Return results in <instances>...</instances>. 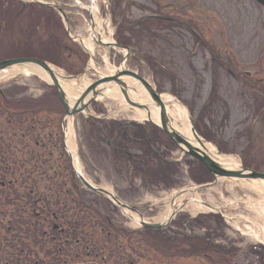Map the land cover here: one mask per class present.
I'll return each instance as SVG.
<instances>
[{
  "label": "rangeland",
  "instance_id": "1",
  "mask_svg": "<svg viewBox=\"0 0 264 264\" xmlns=\"http://www.w3.org/2000/svg\"><path fill=\"white\" fill-rule=\"evenodd\" d=\"M15 1L20 3L27 0ZM0 2L1 22L5 18L9 19L6 25L0 23V62L11 58H44L45 53L54 46V42L48 40L53 34L66 45L64 31L57 17L53 19L52 27L47 28L43 21L40 27L24 12L18 14L17 9L14 10L10 4L7 9H2V3L6 1ZM105 2L98 0L99 5ZM113 3L118 4L119 8ZM113 3H110L109 8L110 20L117 22L122 17L119 25V29L124 26L121 35L142 62L130 64L128 61L125 68L139 73L158 92L174 96L187 105L194 119L206 100H210L213 72L211 57L212 54L216 56V60L222 64L218 75L219 96L212 121L214 125L209 120H203L205 126L210 124L209 129L204 128L213 135V141L207 145L219 155L218 148L224 149V152L229 153L227 156H233L237 165L241 164V154L246 148L244 132L248 124V109L238 96L242 86L232 81L224 66L236 65L241 70H249L257 60L264 62V59H258L264 50V12L245 0H113ZM104 29L106 32L109 29L111 35L116 33L117 28L107 26ZM75 30L78 31V28ZM109 34L104 35L108 37ZM196 35L201 39L199 46ZM68 45L76 49L72 44ZM61 56L65 61L64 70H61L64 76H75L84 69L86 59L82 53L76 57L64 52ZM114 73L115 70L111 69L107 75L112 76ZM100 74L103 75V71ZM85 76L70 82L77 86L82 80L91 84L97 82V77L89 70ZM128 80L138 86L136 81ZM110 89L111 99L103 97L96 108L91 107L90 112L86 113L105 116L111 122H133V108L127 105L123 109L114 94L117 87L111 84ZM43 90H47V93ZM0 92L7 94V97L10 93L11 98L17 100H38L45 93L51 97L55 107L54 112L22 116L7 111L0 96V181L5 185L9 181H18L12 192L0 190V264L258 263L250 255L246 256L252 248V241L247 236L256 226L253 223L261 221L259 213L252 209L256 207L258 192L244 188L245 182L221 181L215 188L197 193L201 200L211 197L223 216L232 218L222 222V225L210 217L211 214L193 216L184 211L160 235L142 230L137 223L139 219L156 223L164 207L171 204V195L194 185L192 177L201 176L204 170L197 166L190 168V160L182 158L179 151L171 156L173 161L180 163L174 177H170L172 168L166 166L163 160L160 164L152 159L145 165L143 161L137 168L145 167V173L158 180V186L153 187L149 182L140 180V172L133 171L128 162L137 151L129 148V155L120 158L111 154L116 145L107 131H103L102 123H92V119L86 121L78 117L71 124L77 158V163L71 165L79 167L89 183L112 192L129 207V214L138 217L132 221L125 211L115 210L111 204L90 193H80L78 197L70 193L71 172L60 143L63 110L53 100L46 82L19 75L0 83ZM69 123V118H65L66 141ZM23 136L30 140L29 145L25 146L19 140ZM188 137L191 138L190 135ZM162 140L158 138L156 144L151 145L159 158L165 156L166 139ZM35 142L48 143L46 146L49 148L36 149ZM247 161L248 157H244L243 164L248 167ZM162 176L168 179L166 184ZM258 183L252 182L246 186L256 189ZM5 192H11L7 198L9 201L12 200L11 195L16 193L13 202L4 203ZM28 193L31 198L27 197ZM147 198L155 201H148ZM63 206L68 207L66 211ZM45 209L50 214L44 213L47 212ZM35 214L39 216L35 217ZM52 215H56L59 220L55 221ZM248 221L252 224H247ZM76 223L78 227L72 226L67 230L69 236H66L67 227ZM52 224L57 230L61 228V235L51 230ZM185 225L189 227L188 233L184 229ZM246 228H250L249 232L245 231ZM53 237L56 238L55 242ZM186 237L190 238V242L184 243ZM65 240L69 241L68 245L64 244ZM76 240L82 241L80 246ZM86 246L89 247L88 252ZM235 248H239L238 257L233 255ZM260 264H264V258Z\"/></svg>",
  "mask_w": 264,
  "mask_h": 264
},
{
  "label": "water",
  "instance_id": "2",
  "mask_svg": "<svg viewBox=\"0 0 264 264\" xmlns=\"http://www.w3.org/2000/svg\"><path fill=\"white\" fill-rule=\"evenodd\" d=\"M91 21V29L88 33V41L89 43L94 46V50H103V48L113 49L115 52L124 51L125 57L119 65L118 70L109 77L107 75L99 74L97 71H93L95 76L97 77V82L93 83L92 86L89 88L88 92L86 93L87 98H82L79 102L75 105H70L69 100L66 98L63 90L62 85L59 80H57L56 75H62L58 70H55L52 66L48 65L47 63L35 60V59H19V60H7L0 62V72L6 71L13 67H20L23 65H32L36 66L41 69L48 77L51 86L54 88L58 101L62 105L65 110L66 116L73 121L74 116L84 115L87 116L86 109L89 107L91 103H98L97 98L99 95H102V91L98 89H103L106 85L114 84L120 91L121 95L124 98V101L128 106L131 108H136L139 110H144L149 113V110L152 109L157 111L159 116V125L155 124L157 128H159L174 144L177 146L183 154L189 156L194 161L203 165L206 170L214 177L215 181L211 185H202L194 187L195 191L199 190H206L208 188L214 187L218 181H243L245 183H252V182H263L264 183V174L256 173L252 170L245 169L240 165L234 166H227L223 163L219 162L215 158L211 156L208 150L205 149V146L200 139L199 135L197 134L193 119L191 118L190 114L188 113L187 109L178 102L173 97H166L162 94L155 92V90L140 76L136 73L128 71L125 69V62L128 59L129 50L119 46L115 43L108 44L103 42L100 37L96 34V25ZM81 46L85 49L88 56L92 61V65L95 66V53L93 51L86 48V46L81 43ZM94 51V52H95ZM89 69V67H87ZM87 69L84 70L83 74L80 76L82 79L85 78V74ZM56 74V75H55ZM35 77V76H33ZM80 77H72V76H63L61 77L62 80L66 82H70L72 80H78ZM123 79H132L138 83V85L143 89L146 97L150 100L151 104L149 105H139L135 102H132L129 94L127 84L124 82ZM100 92V93H99ZM174 105L179 108H184L186 111V119L190 124V137L183 136L179 133L173 123L174 121L171 118L170 111L174 108ZM150 123L153 124L149 120ZM74 174L78 177L80 183L89 191L95 193L96 195L103 197L109 200L115 207L119 208L120 210L125 211L126 215L133 220L131 214H129L128 210L129 207L121 203L114 195L106 192L103 189L93 187L90 185L78 172V170L74 169ZM184 190L179 191L171 200V215L170 217L163 221L160 224L148 223L145 222L143 219H139L138 226L142 229H151V230H161L166 228L171 222L174 220L175 216L181 212L182 208L177 209L175 207V200L179 197V195L183 194ZM215 214L221 215L219 211L212 209ZM136 213V212H135ZM262 238L260 239L259 236H256L257 242L262 245L264 248V228L262 229Z\"/></svg>",
  "mask_w": 264,
  "mask_h": 264
},
{
  "label": "flooded vegetation",
  "instance_id": "3",
  "mask_svg": "<svg viewBox=\"0 0 264 264\" xmlns=\"http://www.w3.org/2000/svg\"><path fill=\"white\" fill-rule=\"evenodd\" d=\"M5 1L7 3L6 2L2 3V7H1L2 9L4 8L7 9L10 4L14 10L17 9V12H22V13L24 12L32 20V22H36L38 26H40V23H42L43 21L47 28L52 27L54 21L53 19L56 18V16L60 22L63 21V18L67 20L69 25L73 28L78 27L80 25L82 26L83 21L88 19V14H87L88 8H92V6L93 7L95 6V8L97 6L98 16L101 17L103 20L106 19V12H107V17L111 22V25L117 26L115 24L114 19H113L114 21L112 19L110 20L111 14L109 8L111 6L110 3H113V0H104L106 1L105 4L101 3L100 5L98 3V0H70V1L63 0L64 2H62L61 0H54L56 2L54 6L55 7L58 6L60 8L59 9L58 7H56V10L58 12V14H55L56 16L51 15L50 9L41 5H32V4L29 5L28 3H24L23 1L18 3L15 0H5ZM245 1L251 4L256 9L264 12V0H245ZM113 5L116 6V8H119L117 7L118 4L116 5L115 3H113ZM0 6H1V2H0ZM188 31L190 30L188 29ZM54 37L56 39H54ZM115 37L117 42L121 45L128 43L122 36H119L117 31ZM52 38L56 40V42L59 41V38H57L55 35ZM196 38H198L197 43H199L201 39L198 36ZM68 44H72L74 47H76V49L72 48ZM197 46L199 45L197 44ZM63 48L68 50L71 54H74V56L76 57L80 53L79 48L75 44H73L69 39L66 40V45H64ZM131 50L134 51L133 52L134 56L131 60H133L132 61L133 63H136L139 58L138 54L134 49ZM262 54L261 57L258 56V59L260 58L264 59V50L262 51ZM220 66H222V64H220ZM224 69L231 76L232 81H234V83L237 84V86L239 85V83L242 86V88L239 89L240 91L238 92V96L243 100V102H245V105L248 109V114L246 116L248 124L244 132L246 138V148L244 150V153L241 154L242 157L241 162L243 163L244 157H248L249 162L247 161L246 163L249 166L246 167L251 170L264 173V62L262 61L260 62L259 60H257L255 64L249 68V70H241L236 65H232L230 67L224 66ZM219 70L220 67L218 69V72ZM0 96L3 97V93L0 92ZM109 126L110 125L104 126L103 131L105 132L106 130L107 131L106 133L108 134L113 133L116 139L115 141L118 144V147L113 149L111 154L117 155L120 158V157H124L125 155H129L130 149H132L134 152L137 151L136 152L137 154L135 156H130V159L128 160V162H130V164L133 163L134 166H139L140 157L144 158L145 160L150 159L151 154L147 152V149L148 148L152 149L151 145H153V143L154 144L156 143L157 141L156 132L145 131L147 134V141L149 143V145H146L143 143V140L141 138L137 137L138 134L140 133L139 131L141 130L140 128H135L131 126H122V128L118 129ZM19 140L22 141L25 146L29 145L30 140L29 139L27 140L26 136L21 137ZM60 143L62 144V139H60ZM46 145H48V143L43 144L42 142L40 143L35 142L34 148L36 149L41 148L42 150H44L46 149V147L49 148V146ZM69 170L71 172L70 167ZM71 182H72V188L70 189V193L71 194L75 193L77 197H78L77 194L81 193L80 195H82L83 192L78 188L72 175H71ZM17 183L18 181L14 180L7 182V185H5L3 182L0 181V190L3 189L6 190L5 186L16 185ZM66 193H68L69 195V191H67ZM53 218L55 221L59 220V218L55 215ZM51 230L53 232H58L60 235L62 233L61 228L58 227L57 230V228L53 224ZM55 239L56 238L53 237V240Z\"/></svg>",
  "mask_w": 264,
  "mask_h": 264
},
{
  "label": "bare ground",
  "instance_id": "4",
  "mask_svg": "<svg viewBox=\"0 0 264 264\" xmlns=\"http://www.w3.org/2000/svg\"><path fill=\"white\" fill-rule=\"evenodd\" d=\"M30 74H33L37 77H39L40 79H42L43 81H46L49 83V79L47 77V75L38 67L36 66H32V65H23L20 67H13L10 68L6 71L0 72V83L11 80L14 77L17 76H24L27 77ZM110 74V73H109ZM56 75V74H55ZM109 76V75H107ZM62 75H56L57 80H59L61 82L62 85V90L66 96V98L69 100L70 105H75L77 102H79L82 98H87L86 93L88 92L89 88L92 86L91 83H88L86 80H82L81 84L77 86V84H75L74 82H66L64 80L61 79ZM111 77V76H109ZM124 82L127 84V88H128V94L130 96V98H134L132 99V102H135L136 104H145V105H149L151 104L150 100H148V98L146 97L143 89L141 87H137L133 84L132 81H129L128 79H123ZM103 90L102 91V95L100 94L99 97L97 98V101L99 102L100 100L102 101L103 97L106 98H110L111 96H109V91L110 86L106 85L103 87V89H98ZM99 92V93H100ZM133 92V93H131ZM115 97L118 99V101L121 103V106L123 107V109H126L127 104L124 101L123 96L121 95L119 89L117 88L115 90ZM133 121H137V122H143L146 120H150L155 124L159 125V116L157 111H154L152 109L149 110V113H147L144 110H138L136 108H134L133 110ZM185 110L181 109V108H173L170 111L171 114V118L174 123V127L175 129L181 133L183 136H189L190 135V125L189 122L186 120V114H185ZM68 139L66 141V146L68 148V150H70V152L72 153L73 159H74V163L76 164V146L75 143L73 141V129H72V125L71 123H69L68 126ZM205 149L208 150L211 154V156L213 158H215L216 160H218L219 162L223 163L224 165L227 166H234L235 164H237L236 160L233 157H228V156H221L217 153V151L211 147L210 145H205ZM244 188H248V189H252L255 190L256 192H258V200L256 201V207H252V209L254 210V212H258L259 213V218L261 221L260 223H264V183L263 182H259L258 186L256 187V189H254V187L249 188L246 185H243ZM177 193H173L171 196H175ZM184 199H186L185 201H187L186 203H184L185 201H183ZM148 201H155L152 198H147ZM259 201V202H258ZM175 207L176 208H182L183 211H188L190 212L193 216L200 214V213H209L211 211H213L212 209H217L219 208L218 206H216V204L212 201L211 197H208L207 200H201V196H199L198 194L195 193L194 187H188L184 190L183 194L179 195V197L175 200ZM171 207L170 205H166L164 207V211H162V214H160L159 219L155 220L156 223H162L163 221L167 220L170 215H171ZM133 220L134 219H138L137 215L133 214ZM132 220V221H133ZM258 222H255L253 224H256V226L252 225L253 228H261V224ZM260 224V225H259ZM264 225V224H263ZM133 228L135 227L133 225H131ZM251 228V227H250ZM249 228V229H250ZM264 228V227H263ZM254 230V229H252ZM251 230V231H252ZM251 239L253 240L254 237H251Z\"/></svg>",
  "mask_w": 264,
  "mask_h": 264
},
{
  "label": "trees",
  "instance_id": "5",
  "mask_svg": "<svg viewBox=\"0 0 264 264\" xmlns=\"http://www.w3.org/2000/svg\"><path fill=\"white\" fill-rule=\"evenodd\" d=\"M57 50V51H56ZM55 50V53L54 55H52V57H48L49 58V62L55 64V65H58V66H61L60 63H59V60H61V51L60 49H56ZM8 96L7 97V94H5L3 97H2V104H3V107L7 110V111H13V112H17L18 114L22 115V116H25L26 114L27 115H31V116H36V114H38L39 112H42L44 111L45 109H48V108H52V102L50 100H46L45 103H41L40 101H34V100H28V99H25V100H15L13 97L11 98V95L10 93H8ZM211 98H212V95H211ZM211 100V99H210ZM51 104V105H50ZM52 111V110H51ZM205 112H206V109H202L200 114H199V117L197 118V121L195 123V127H196V130L197 132L200 134V136L205 139L206 141H209V142H212L213 141V138H212V134L208 131L207 132V129H209L207 126H205V124L203 123V120H204V115H205ZM111 126H115L116 128H121L119 127L118 125L116 124H111ZM207 129H205V128ZM153 128V127H152ZM141 130L140 133L138 134V138H141L143 140V143L146 144V145H149L148 141H147V134L144 130V128H140ZM153 132H156V133H160V131H158L157 129L153 128L152 129ZM212 135V136H211ZM159 136V135H158ZM160 138V137H159ZM167 147L171 148V149H175V146L168 140V144H166ZM220 151L224 152V149L220 148ZM147 152L151 155H155V153H153L152 149L148 148L147 149ZM148 155V154H147ZM158 159V162H162V160L158 157V156H154ZM144 161V165L147 163V160H145L144 158H141L140 162L143 163ZM165 165H169L170 169L172 168V172H171V176L170 177H174L177 175L178 173V170L176 169L177 168V165H171V164H168V163H165ZM190 168L194 169V166L192 164L189 163ZM197 168H200L203 171V174L201 176H194L192 177V180L197 183V184H202V183H207L208 181L212 180V177L210 176V174L205 170V168L201 165H198ZM7 169L5 168V171ZM142 170V171H141ZM170 171V170H169ZM193 171V170H192ZM138 172H140V175L142 176V179L144 180V182H149L150 184H152L153 186H158V180H155V178L151 177L148 173H145V167H142L141 169H138ZM6 173V172H4ZM170 173V172H169ZM192 174H194V172H192ZM1 177V176H0ZM162 180L164 181V183L166 184L167 183V178H165V176H162ZM17 181V180H16ZM156 182V183H155ZM147 186V185H145ZM168 186V185H166ZM12 188H14V185H11V186H7V189L3 191H7V190H12ZM12 192V191H11ZM11 192H5L6 194L4 195V203H11L13 202V199L16 198V193L12 194L11 197H12V200H8L7 198L10 196ZM25 195V194H24ZM28 198H31L30 195H27ZM63 208L66 209L68 208L67 206H63ZM46 210V209H45ZM47 212H44V213H48L50 214V212L48 211V209L46 210ZM36 216H39L38 214H35V217ZM56 216V215H55ZM64 217H66V214H63ZM52 217H54V215H52ZM210 217H213L215 218V220H217L219 222V225L222 223L221 219L219 217H214V216H210ZM65 226H67V222H65L64 224ZM78 227V224H73V225H70L69 227H67L66 229V232H65V235L66 236H69L67 230L70 229L71 227ZM33 230V229H32ZM64 230V229H63ZM34 231V230H33ZM157 235H160L159 232H156ZM32 238H35L32 236ZM55 240H53V242H55ZM78 241V240H76ZM184 243L186 242H190L189 239L187 238H184L183 239ZM68 240H65L64 241V244L65 245H68ZM82 241H78V246H80ZM35 243H36V240H35ZM87 243V241L85 242ZM188 244V243H187ZM24 249L25 247L22 246ZM86 251L88 252L89 250V247L86 246L85 247ZM22 250V249H21ZM260 258H264V254H262L260 256Z\"/></svg>",
  "mask_w": 264,
  "mask_h": 264
}]
</instances>
